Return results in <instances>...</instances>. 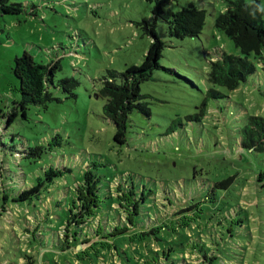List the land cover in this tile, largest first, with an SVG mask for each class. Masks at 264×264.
<instances>
[{
	"label": "rangeland",
	"instance_id": "374dc122",
	"mask_svg": "<svg viewBox=\"0 0 264 264\" xmlns=\"http://www.w3.org/2000/svg\"><path fill=\"white\" fill-rule=\"evenodd\" d=\"M9 2L23 4L24 10L19 14L0 11V108L9 111L21 97L11 66L15 55L24 50L44 64L59 60L55 83L73 77L78 85L75 97L51 85L52 100L28 105L24 115L18 109L4 129L0 197L8 194L10 213L9 222L0 216V264H28L25 250L39 252L46 246L48 250L36 264H64V258L70 259L57 254L56 242L49 236L63 228L74 186L87 169L100 178L103 195L108 185L114 189L118 182L128 180L162 193L155 196L166 212L194 211L190 224L195 228L180 233L177 239L170 241L165 229L157 233L156 245L177 249L183 241L194 254L188 263L172 255L174 264H264V151L240 145L245 118L264 116V70L256 63V71L235 90L217 86L223 95L206 99L200 120L189 118L199 112L206 96L209 61L223 51L240 54L234 42L214 27V18L224 10L226 1ZM188 4L206 12L201 33L197 37L169 36L166 20ZM153 22L165 46L160 67L151 80L140 85L141 93L148 95L151 114L132 112L126 140L120 144L114 140L113 122L102 115L106 98L99 88L107 71L141 63L151 41L142 23ZM50 169L56 174L51 183L41 186L38 199L32 195L27 201H11L12 195L40 180L48 182ZM229 178L227 185L213 189L216 202L205 200L214 183ZM156 202L152 200L149 210L140 216L141 223L147 222V211H159L158 199ZM196 202L199 204L194 205ZM100 204L107 208L109 200L102 199ZM37 223L40 227L33 239ZM81 263L88 264L85 259Z\"/></svg>",
	"mask_w": 264,
	"mask_h": 264
},
{
	"label": "trees",
	"instance_id": "16d2710c",
	"mask_svg": "<svg viewBox=\"0 0 264 264\" xmlns=\"http://www.w3.org/2000/svg\"><path fill=\"white\" fill-rule=\"evenodd\" d=\"M225 1L224 10L214 18V27L234 42L240 54L223 51L214 57V60L209 61L205 75V81L209 87L199 112L189 116L190 119L200 120L205 115L207 98H217L223 95L216 89L217 86L230 91L235 90L256 71V63L264 70V0ZM23 7L21 3L0 0L2 13L19 14L24 10ZM158 12L160 10L156 13ZM205 20L206 12L203 8L188 4L171 12L166 20V31L174 38L197 37L204 27ZM142 27L144 32L151 37V41L141 63L127 65L122 71H107V74L102 77V85L99 88L100 95L106 98L102 107V115L113 122L114 140L120 144L126 140L127 121L132 112H138L147 117L151 114L149 102L146 100L148 95L141 93L140 85L151 80L154 70L160 67L159 60L165 46V42L156 32L154 22L142 23ZM59 68V60L44 64L36 61L26 50L20 55H15L11 72L18 80V91L21 97L19 101L13 103V108L9 111L4 112L0 108V142L3 139L4 129L18 114V109L24 115L28 105L44 104L53 99L49 91L51 85L60 88L68 96L75 97V89L78 85L75 78L64 77L54 82L55 72ZM240 133V145L243 148L251 151H264V116L248 115ZM55 174L56 171L50 169L46 177L48 182L44 183L40 180L39 183L12 195L11 201L15 203L27 201L32 198V195L38 199L41 186L51 183L52 176ZM262 174L261 172L259 176ZM231 179L222 183H214L205 200L207 199L210 203L216 202L213 189L223 184L227 185ZM73 190L70 204L66 206V220L62 225L63 228L46 236L56 242L55 251L58 255H67L72 260L64 258L62 260L64 264H83L81 259L87 260L88 264H132V262L135 264H164V262L174 264V260L179 257L184 262H190L194 254L184 247L183 241L179 242L177 249L168 247L167 244L166 247L156 245L155 241L159 240L157 233L163 229L167 231L172 241L177 239L180 233H185L187 229L195 228L193 223L190 224L194 211H189L187 214H179L184 209L179 212H166L160 199L155 196L163 195L162 193H155L143 185H135L128 180L118 182L114 189L108 185L103 195L100 178L91 169L83 173L81 182L74 186ZM102 199L109 200L107 208L101 206ZM149 199L150 201L147 202ZM157 199L161 207L159 213L151 211L149 214L147 211L146 220H148L141 223L140 216L145 210H149L151 201L156 202ZM7 202L8 194H1L0 216H4L9 222L10 205ZM146 204L149 207L143 210ZM197 204L199 202L194 203V205ZM212 208L217 207L213 205ZM190 209L191 207L187 210ZM162 211L167 214L162 215ZM33 218L37 217L33 216ZM167 222L171 223L169 227L165 225ZM33 227L32 236L36 239L39 223ZM38 233L40 234L41 231ZM150 235L153 236L150 237ZM40 248H43V245H40ZM48 248L46 246V250L40 249L39 252L25 250L27 255L24 262L36 264L37 259L44 256ZM128 249L130 253L126 252ZM172 255L176 258H172ZM40 261L44 263L45 260Z\"/></svg>",
	"mask_w": 264,
	"mask_h": 264
},
{
	"label": "water",
	"instance_id": "95a60500",
	"mask_svg": "<svg viewBox=\"0 0 264 264\" xmlns=\"http://www.w3.org/2000/svg\"><path fill=\"white\" fill-rule=\"evenodd\" d=\"M78 247V246H77Z\"/></svg>",
	"mask_w": 264,
	"mask_h": 264
}]
</instances>
